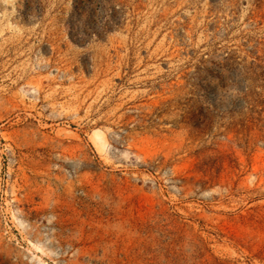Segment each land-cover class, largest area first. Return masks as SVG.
Masks as SVG:
<instances>
[{"label":"rangeland","instance_id":"374dc122","mask_svg":"<svg viewBox=\"0 0 264 264\" xmlns=\"http://www.w3.org/2000/svg\"><path fill=\"white\" fill-rule=\"evenodd\" d=\"M0 264H264V0H0Z\"/></svg>","mask_w":264,"mask_h":264}]
</instances>
